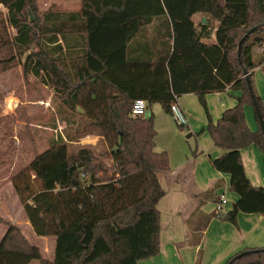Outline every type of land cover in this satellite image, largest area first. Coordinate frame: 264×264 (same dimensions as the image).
<instances>
[{"label":"trees","instance_id":"16d2710c","mask_svg":"<svg viewBox=\"0 0 264 264\" xmlns=\"http://www.w3.org/2000/svg\"><path fill=\"white\" fill-rule=\"evenodd\" d=\"M0 7L7 10H0V56L11 51L0 66L17 62L52 90L65 126L13 182L35 234L56 239L54 259L0 218L7 229L0 264H140L160 254L158 204L166 192L159 175L171 168L168 153L156 150L153 114L131 116L139 99L170 114L176 98L197 96L207 131L224 151L209 161L229 174L238 195L231 211L212 218L238 226L239 213L264 215V186L251 183L241 157L252 145L264 153L261 127L252 131L245 116L255 102L264 125L253 81L254 70L264 69V0H81L78 11L51 9L34 21L28 12L37 0H0ZM198 14L206 24L195 23ZM251 31L239 59V43ZM228 89L241 93L237 104L214 122L206 97ZM89 135L98 142L80 146ZM244 251L232 264H264V247Z\"/></svg>","mask_w":264,"mask_h":264},{"label":"rangeland","instance_id":"374dc122","mask_svg":"<svg viewBox=\"0 0 264 264\" xmlns=\"http://www.w3.org/2000/svg\"><path fill=\"white\" fill-rule=\"evenodd\" d=\"M80 7L81 0H37V10H29L28 13L31 21H34L39 17L42 18V15L51 9L59 12H75ZM0 10L3 14L7 12L3 7H0ZM194 21L198 25L203 21V18L201 19V17L196 15ZM211 25L212 33L215 36L218 22L213 21ZM10 31L12 35L15 34L13 29H10ZM262 52L264 54V48L260 49L259 53L264 57ZM3 53L0 58L8 57L11 51L6 49ZM13 53H15V50H13ZM253 81L255 90L261 97L264 105V69L255 70ZM229 90L233 96L226 93L220 95L210 93L207 95L213 96L209 105L207 101L211 117H217L221 110L220 105L223 102L224 96L236 101L237 104L234 95L236 93L240 94V92L232 89ZM52 95V91L44 87L38 80L32 76H25L22 66L19 63L16 62L14 67L10 69H4L0 66V218H2L1 216L10 218L14 214H18L17 208L21 205L17 199L13 185L17 174L26 168L37 154L44 152L48 148L49 139L55 136L57 131H62L65 127L64 124L58 122L56 111L51 104ZM198 105L197 108L199 111L195 109L193 116L195 119L194 126L197 130L191 127L190 131L187 128H182L177 125L172 115L166 113L160 104L154 103L150 106L149 115L152 114L153 110L154 125L157 132V149L168 153L170 165L178 163L180 160H187L188 158L198 159L199 156L203 155L202 151H206V149H210V154L215 152L212 149L218 150L207 131L209 120L199 100ZM245 110L247 124L252 130L257 131L261 125L256 114V106L254 104L247 105ZM200 118L202 121H200ZM98 139L94 135H89L81 138L79 145H94L93 142L96 141L97 143ZM254 147L251 146L250 149ZM256 151L257 153L259 152L260 157L258 162L264 170V153L258 146H256ZM207 156H205L206 162L209 163L210 156L208 154ZM105 163L109 173L114 174L109 168L111 161H106ZM202 169L203 167L200 165V171ZM212 170L215 171L214 167H212ZM258 186H264V184H259ZM235 197L236 194L234 192L227 191L229 205L224 208V214L228 213L227 209L233 204L234 201L232 199ZM171 198L168 192L161 200L162 205L160 210L164 221L166 219H175V204H171L168 208V202ZM198 201L208 204V211L214 208V205L206 198L205 193L200 196ZM199 215L196 214V218H192L190 222L194 223L196 221L197 224L200 219ZM2 225H0L1 228L6 227ZM197 237H201V235H195L192 240L197 239ZM41 239L42 237H38V240ZM33 245L41 249L45 259H49L52 256L53 248L51 244L36 241L35 243L33 242ZM31 264H39V262L34 261Z\"/></svg>","mask_w":264,"mask_h":264},{"label":"crops","instance_id":"0c3cea01","mask_svg":"<svg viewBox=\"0 0 264 264\" xmlns=\"http://www.w3.org/2000/svg\"><path fill=\"white\" fill-rule=\"evenodd\" d=\"M198 17H201V19L206 18L207 20L206 16L198 14ZM212 41H215V37L210 40V42ZM259 69H263V66L255 70ZM52 93L54 92L52 91ZM222 93L233 96L229 89ZM222 93H215V95ZM236 94L234 98L237 100V97L241 93ZM212 97L207 96L208 105L211 103ZM178 101L188 117V125L186 128L190 131L191 127L195 128V119L193 116L195 109L199 111L197 108L199 106L198 98L193 94H188L180 97ZM235 105L236 101L224 96L223 102L220 105L221 110L217 117L212 116L213 121L216 118H218V121L225 110L233 108ZM149 109H151L150 106ZM200 121H202L201 118ZM250 129L252 130V128ZM155 142L156 150L162 152L157 149L156 138ZM95 143L96 141L93 142V144ZM250 147L241 151V157L248 178L254 186L259 187V184H264V170L258 162L260 157L259 152L257 153L256 151V146L252 149ZM216 148L218 150L212 149V151H215L213 154L209 153L210 149H206V151H202L203 155L199 156L198 159H190L187 157V160H180L178 163H173L170 165L171 170L169 172L159 175L161 185L166 194L169 192V197L173 198L169 200L168 208L171 204H175V219L163 220L160 210L162 201H160L158 209L161 213V252L154 258L141 261L140 264H225L230 258L246 249L264 247V215L239 213L237 218L238 226H234L218 218H212L213 214L217 212L216 208L222 197L225 198V203L222 206L224 213V208L229 205L227 191H231L229 174L221 173L215 168V171H213L212 164L206 162L205 156L207 154L212 159L223 155L224 151L218 147ZM200 165L203 167L202 171H200ZM209 190L212 193L208 199L214 205V208L210 211H208V204L198 201L200 196ZM16 196L20 202L17 193ZM232 200L234 204L238 200V195L236 194V197ZM233 204L228 207L227 212L232 210ZM20 205L17 208L18 214L16 213L10 218L1 217L21 228L32 244L36 241L51 244L53 254L47 260L53 261L56 239L54 237H42L41 240H38L39 236L33 231L21 202ZM196 214H200V219L197 224L196 221L194 223L190 222L192 218H196ZM6 231V227L1 228L0 226V243ZM195 235H201V237L192 240Z\"/></svg>","mask_w":264,"mask_h":264},{"label":"built area","instance_id":"2783aa9c","mask_svg":"<svg viewBox=\"0 0 264 264\" xmlns=\"http://www.w3.org/2000/svg\"><path fill=\"white\" fill-rule=\"evenodd\" d=\"M179 99L176 98L175 102L171 105V115L174 118L177 125H179L182 128H186L188 125V118L182 109V107L179 104ZM150 114L149 109V103L146 100H136L133 104L132 110H131V116L132 117H148ZM225 203V198L222 197L221 200L218 203V206L216 208L217 214H222V206Z\"/></svg>","mask_w":264,"mask_h":264},{"label":"water","instance_id":"95a60500","mask_svg":"<svg viewBox=\"0 0 264 264\" xmlns=\"http://www.w3.org/2000/svg\"><path fill=\"white\" fill-rule=\"evenodd\" d=\"M202 22H203V24H206V23H207L206 18H204ZM251 33H253V31L249 32L244 38H242V40H241L240 43H239V46H238V56H239V59L241 58L242 44L244 43L246 37H247L249 34H251ZM240 62H241V60H240ZM247 75H248V74H246V76H247ZM248 86H249V91H250V94H251V98L254 100L253 89H252V87H251L249 81H248ZM254 105L256 106V103H255V102H254ZM256 108H257V107H256ZM258 118H259V121H260V125H261L262 132L264 133V125H263V122H262V118H261L260 115H258ZM248 253H249V252L244 251V252L238 254V255H237V256H236V257H235V258H234L229 264H232L233 261H235L236 259H240V258L244 257V256L247 255Z\"/></svg>","mask_w":264,"mask_h":264}]
</instances>
